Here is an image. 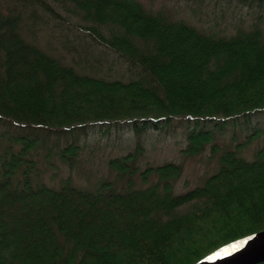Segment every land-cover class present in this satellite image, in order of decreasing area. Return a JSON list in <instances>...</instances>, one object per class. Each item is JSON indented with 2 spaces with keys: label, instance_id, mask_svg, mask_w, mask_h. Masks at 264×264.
I'll return each mask as SVG.
<instances>
[{
  "label": "trees",
  "instance_id": "1",
  "mask_svg": "<svg viewBox=\"0 0 264 264\" xmlns=\"http://www.w3.org/2000/svg\"><path fill=\"white\" fill-rule=\"evenodd\" d=\"M22 1L33 15V3H42ZM65 1L93 24L91 38L138 77L107 80L65 65L26 38L30 32L19 12L0 10V124L45 132L42 138L14 137L19 151L8 157L4 151L0 264H194L264 230V144L251 161L238 156L242 144L225 152L218 172L182 196L170 194L182 174L175 163L147 168L143 178L154 172L157 184L126 192L110 182L94 192L68 182L60 189L34 183L39 171L25 155L50 134L125 123L136 134L170 121L225 126L264 111L259 28H236L221 37L152 12L138 0ZM253 133L252 138L261 135ZM187 137L183 152L191 157L214 139L206 129H193ZM78 150L71 141L55 154L71 168ZM140 153L136 146L108 161L118 179L131 172Z\"/></svg>",
  "mask_w": 264,
  "mask_h": 264
},
{
  "label": "rangeland",
  "instance_id": "2",
  "mask_svg": "<svg viewBox=\"0 0 264 264\" xmlns=\"http://www.w3.org/2000/svg\"><path fill=\"white\" fill-rule=\"evenodd\" d=\"M33 3L34 15L30 8L24 7L22 0H0V10L3 13L19 12L20 19L26 23L31 41L65 65H70L82 73L92 74L107 80H134L138 77L135 68L113 52L104 49L91 38L88 29L93 24L84 20L78 10L65 0H41ZM146 9L161 11L172 20H182L198 31L230 36L236 28L248 30L259 28L264 35V4L258 5L242 0H138ZM23 3V4H22ZM105 35H110L109 27H101ZM192 124L185 121H170L159 123L157 129L149 128L136 134L128 123L118 126L93 125L84 130L69 132L67 135L50 134L44 139V144H37L35 149L26 153L35 161L38 169L35 184L44 183L55 189L68 182L79 190L94 192L99 185L111 183L116 191L126 192L145 189L157 184V174L150 172L143 178V172L149 167L175 163L182 167L181 176L173 183L170 194L182 196L196 187L203 186L210 176L216 174L225 152L239 148L238 156L251 161L254 152L264 144V111L252 114L247 120L238 119L227 122V125ZM205 125V126H204ZM204 126V127H203ZM206 129L213 132L214 139L205 145V150L194 156L185 155L187 135L193 130ZM259 131V137L252 138L253 132ZM45 132L35 129L17 128L0 124V164L5 158L4 151H19L21 144L14 140L17 136L42 138ZM12 138V139H11ZM246 143L247 139H250ZM75 142L78 155L73 167L63 164L55 152L65 147L69 142ZM246 143V144H243ZM54 145V146H53ZM216 150L212 152V147ZM140 146L136 164L124 178L118 179L110 169L108 161L125 156ZM229 149V150H228ZM2 168H0L1 170ZM19 178V177H17ZM124 188V189H123Z\"/></svg>",
  "mask_w": 264,
  "mask_h": 264
},
{
  "label": "water",
  "instance_id": "3",
  "mask_svg": "<svg viewBox=\"0 0 264 264\" xmlns=\"http://www.w3.org/2000/svg\"><path fill=\"white\" fill-rule=\"evenodd\" d=\"M241 242L246 243L240 247ZM262 262H264V230L224 244L194 264H258Z\"/></svg>",
  "mask_w": 264,
  "mask_h": 264
},
{
  "label": "snow or ice",
  "instance_id": "4",
  "mask_svg": "<svg viewBox=\"0 0 264 264\" xmlns=\"http://www.w3.org/2000/svg\"><path fill=\"white\" fill-rule=\"evenodd\" d=\"M250 239H251V238H250ZM244 243H246V242H241V244H240L239 246L242 247ZM234 247H235V246H234Z\"/></svg>",
  "mask_w": 264,
  "mask_h": 264
}]
</instances>
